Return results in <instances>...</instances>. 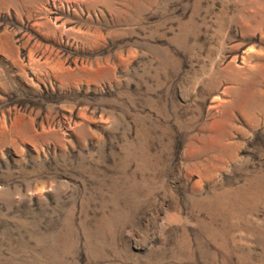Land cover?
I'll return each instance as SVG.
<instances>
[{
    "label": "rangeland",
    "instance_id": "obj_1",
    "mask_svg": "<svg viewBox=\"0 0 264 264\" xmlns=\"http://www.w3.org/2000/svg\"><path fill=\"white\" fill-rule=\"evenodd\" d=\"M0 264H264V0H0Z\"/></svg>",
    "mask_w": 264,
    "mask_h": 264
}]
</instances>
